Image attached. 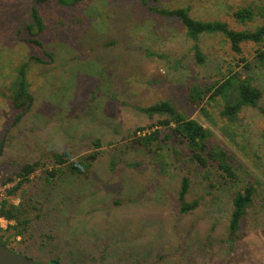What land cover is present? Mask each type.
Listing matches in <instances>:
<instances>
[{
    "label": "rangeland",
    "instance_id": "rangeland-1",
    "mask_svg": "<svg viewBox=\"0 0 264 264\" xmlns=\"http://www.w3.org/2000/svg\"><path fill=\"white\" fill-rule=\"evenodd\" d=\"M32 6L45 28L37 36L42 47L28 44L26 32H18L32 22ZM174 8H186L199 20L224 21L238 31L264 24V0H82L72 6L0 0V198L14 183L4 184L6 178L27 162L43 165L9 197L14 204L22 194L36 201L37 187L48 189L43 175L53 153L66 150L77 159L98 151L88 174H69L56 190L70 205L68 214V207L63 209L64 218L71 217L74 226L80 223L74 233L85 253L72 263L67 253L61 264H264V119L257 109H243L230 125V138L220 132V98L197 105L187 97L190 87L211 84L230 65L261 90L258 104L264 107V65L255 59L256 50L264 49V36L259 43L243 42L240 54L218 33L202 34L194 42L178 18L158 12ZM241 8H251L252 19L236 20L233 13ZM194 43L205 55L204 64L195 61ZM41 48L52 52V59H30ZM239 57L249 69L240 62L235 66ZM25 62L33 101L14 122L18 111L6 98L7 87ZM164 100L210 129L209 145L226 147L233 156L234 181L216 167L200 166L181 137L153 142L150 149L130 144L163 118L137 107ZM185 176V201L198 204L182 214L178 193ZM246 185L254 187V194L230 247L232 198ZM11 224L1 221L0 229ZM8 244L40 264H49L46 259L57 253L40 238L10 236Z\"/></svg>",
    "mask_w": 264,
    "mask_h": 264
},
{
    "label": "trees",
    "instance_id": "trees-1",
    "mask_svg": "<svg viewBox=\"0 0 264 264\" xmlns=\"http://www.w3.org/2000/svg\"><path fill=\"white\" fill-rule=\"evenodd\" d=\"M42 1L46 0H36V2ZM51 1H55L61 6H72L78 4L82 0ZM158 12L165 16L178 18L185 28L186 36L192 41L196 42L202 34L218 33L228 41L231 50L238 54L241 53V44L243 42L253 41L259 43L263 40L264 36V24L260 25L254 31H238L231 29L224 21H203L193 18L186 8L159 9ZM30 16L32 22L25 25V27L18 32L24 30L28 35L25 42L30 45L42 47V42L37 36L43 32L45 28L35 6L31 7ZM233 16L236 20L242 22L252 19L253 12L251 8H241L234 11ZM192 51L195 61L199 64H204L205 55L195 43L192 46ZM46 58L52 59V52L43 48H41L40 55H32L30 57V59L37 63L45 62ZM255 59L261 65H264V49L256 50ZM245 61L244 57H239L234 64L237 67L240 63H243L242 67L249 69L250 63H245ZM27 66V62L19 65L15 70L14 78L7 87L8 92L6 98L11 106L18 111L14 122H18L22 118L23 114L29 110L33 101L25 79ZM232 67L229 65L226 68V72L224 74L220 73L221 77L219 76L220 78L214 80L211 84H206L204 86L194 85L190 87L187 94L190 102L197 105L205 98H207L206 104H210L212 101L216 100V98H220L223 101L222 108L219 111V115L223 120L220 132L223 135H228L230 138H232L234 134V130L231 127V131L230 125L236 123L238 114L243 109H257L264 119V107L258 104L262 97L261 90L253 86L248 77H242L241 74ZM137 109L150 117L159 115L163 118L158 120L157 124H152L147 133L131 140L132 143L130 142V144L134 148L143 147L145 149H150L149 147L153 142H163L175 136L181 137L189 147L192 159L200 166L206 167L211 165L216 167L221 171L226 180L234 181L235 173L232 166L233 156L228 152L226 147L219 142L209 145V141L212 138L210 129L180 113L166 100L153 103L146 107H137ZM200 111L204 113V115L207 114L203 106L200 107ZM158 126L169 128L168 132L162 131ZM142 129V127H139L135 131ZM93 146L95 148L99 147L100 142L94 140ZM97 156V150L87 155H82L77 159H73L71 152L66 150L53 153L51 155L52 165L44 169L43 175V180L49 185L48 189H39V187H37V192L35 193L36 201L30 198L25 199L22 194L21 201L18 204H14L10 202L9 197L16 195L23 186L30 182L31 176L36 169L43 165L41 160L27 162L17 170L14 177L8 176L4 184L14 183L5 190L6 197L4 199L0 198V217L8 221H13V224L5 229L9 234L4 233L5 231L0 229V243L14 250L8 244V238L10 236H25L27 239H31L32 237L40 238L42 243L49 244L51 249L54 248L53 250L57 252L55 256L46 259L45 262L49 264H61L63 256L67 253L72 257L69 259L71 263L73 259H75V262L76 260H83L85 253L80 248V245L77 244V242L80 241V235L74 233L81 228L78 227L80 223L74 226V224L72 225L71 223V221H73L71 217L66 215V218H64L65 208L68 207L65 211V214H68L67 210L70 205L65 202L66 196L63 195V191L57 192L56 190L57 188H62V183L65 182L67 175L70 174L78 178L88 174L89 168L96 160ZM188 187L189 179L185 176L182 178L178 193V210L182 214L193 210L198 204L196 200H192L191 202L185 201ZM253 194L254 187L252 185H246L241 191H237L232 198V209L228 224L229 236L227 238L230 247L233 245L235 240L234 236L239 227L240 220L246 208L250 205ZM56 195H62V198L54 201L53 199ZM23 255L28 256L26 254ZM28 257L32 258V256Z\"/></svg>",
    "mask_w": 264,
    "mask_h": 264
},
{
    "label": "water",
    "instance_id": "water-1",
    "mask_svg": "<svg viewBox=\"0 0 264 264\" xmlns=\"http://www.w3.org/2000/svg\"><path fill=\"white\" fill-rule=\"evenodd\" d=\"M0 264H40L0 243Z\"/></svg>",
    "mask_w": 264,
    "mask_h": 264
},
{
    "label": "built area",
    "instance_id": "built-area-1",
    "mask_svg": "<svg viewBox=\"0 0 264 264\" xmlns=\"http://www.w3.org/2000/svg\"><path fill=\"white\" fill-rule=\"evenodd\" d=\"M1 221H6V219H4L3 217H0V225H1Z\"/></svg>",
    "mask_w": 264,
    "mask_h": 264
}]
</instances>
